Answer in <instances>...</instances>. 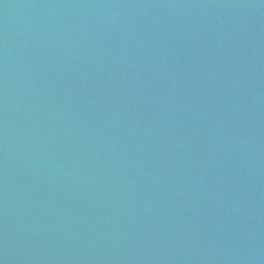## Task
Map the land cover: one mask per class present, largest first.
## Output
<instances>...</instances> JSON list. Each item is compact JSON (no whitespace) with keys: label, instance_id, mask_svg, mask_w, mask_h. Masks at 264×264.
<instances>
[{"label":"water","instance_id":"water-1","mask_svg":"<svg viewBox=\"0 0 264 264\" xmlns=\"http://www.w3.org/2000/svg\"><path fill=\"white\" fill-rule=\"evenodd\" d=\"M0 264H264V0H0Z\"/></svg>","mask_w":264,"mask_h":264}]
</instances>
